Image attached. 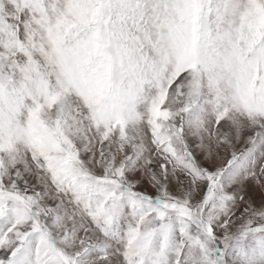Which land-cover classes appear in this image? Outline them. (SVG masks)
Instances as JSON below:
<instances>
[{
  "label": "snow or ice",
  "instance_id": "obj_1",
  "mask_svg": "<svg viewBox=\"0 0 264 264\" xmlns=\"http://www.w3.org/2000/svg\"><path fill=\"white\" fill-rule=\"evenodd\" d=\"M0 264H264V0H0Z\"/></svg>",
  "mask_w": 264,
  "mask_h": 264
}]
</instances>
